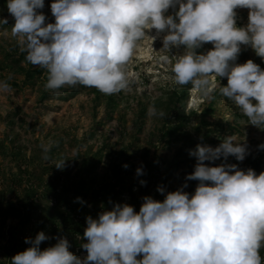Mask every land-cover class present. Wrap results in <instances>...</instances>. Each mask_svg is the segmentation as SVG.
I'll use <instances>...</instances> for the list:
<instances>
[{"label":"clouds","instance_id":"9594fccd","mask_svg":"<svg viewBox=\"0 0 264 264\" xmlns=\"http://www.w3.org/2000/svg\"><path fill=\"white\" fill-rule=\"evenodd\" d=\"M6 6L26 61L47 70L48 89L79 84L109 95L125 90L132 82L127 65L140 43L165 33L162 48L168 53L183 46L171 63L176 84L190 83L205 97L219 86L250 124L264 126V69L251 59L236 62L241 45L264 58V0H52L55 22H46L38 11L44 0H6ZM169 8L174 14H167ZM241 8L249 10L244 26L237 24ZM0 23L6 25L8 18ZM153 29L156 35H148ZM206 43L213 47L198 52ZM9 90L0 81V93ZM248 154L232 136L216 147L197 144L190 150L194 170L186 176L198 181L193 192L185 191L187 182L174 191L158 186L164 199L146 195L139 211L113 203L96 218L86 216L83 259L69 251L63 236L41 249L50 237L40 231L25 238L30 247L11 264H264V171L227 162L229 156L243 161ZM217 160L221 163L214 165ZM65 161L55 166L62 168Z\"/></svg>","mask_w":264,"mask_h":264},{"label":"rangeland","instance_id":"374dc122","mask_svg":"<svg viewBox=\"0 0 264 264\" xmlns=\"http://www.w3.org/2000/svg\"><path fill=\"white\" fill-rule=\"evenodd\" d=\"M51 2L44 0V8L38 10L46 22H55ZM236 11L238 26L246 25L249 10ZM167 14H174V9ZM3 17L8 23H0V81L10 90L0 93V264H11L9 256L21 251L26 237L34 238L40 231L50 237L41 242V249L57 242L52 239L53 226L61 225L66 207L70 218L80 221L89 215L96 218L113 203L133 206L132 195L163 200L158 186L174 191L187 182L185 191L193 192L198 181H186V176L194 170L196 158L179 155L181 149L194 150L197 144L216 147L232 136L234 142L246 145L249 154L243 161L229 156L227 162L257 174L264 171V149L258 147L264 144V126L250 124L241 109L220 94L219 86L205 97L190 83L176 84L171 63L183 46L168 53L162 48L165 33L153 43L150 39L140 43L127 65L132 78L127 89L111 95L79 84L51 90L46 87L47 70L26 61L18 37L12 34L14 18L6 0H0ZM148 35H156V30ZM212 47L206 43L197 51ZM249 59L264 69V58L241 45L236 62ZM35 70L42 72L33 74ZM218 80L227 84L224 77ZM172 90L185 96L178 108L170 101ZM178 112L185 118L180 129H176ZM170 128L176 130L171 141ZM63 160L62 168L55 166ZM137 168L143 169L142 175H137ZM141 180L146 183L141 185ZM79 189L80 196H86L83 204L75 200ZM66 194L71 197L62 202ZM62 234L69 251L85 258L87 251L81 245L87 238ZM260 254L264 258V247Z\"/></svg>","mask_w":264,"mask_h":264},{"label":"trees","instance_id":"16d2710c","mask_svg":"<svg viewBox=\"0 0 264 264\" xmlns=\"http://www.w3.org/2000/svg\"><path fill=\"white\" fill-rule=\"evenodd\" d=\"M41 72H42V70H35L33 74H41ZM184 99H185L184 94H180L177 91L172 90V92H171V100L170 101L171 102L175 101V102H173L174 108H178V106L181 105V103L184 102L183 101ZM175 118L179 122V124H178L179 128H176V129H180L181 127L179 125L181 124L182 121H184L185 118H183V116H181L179 112L175 114ZM174 131H176V130H172V128H170L168 130V132H167V135H168L167 139L168 140H170V141L172 140L171 137L174 134ZM189 147H191V145ZM179 155H181V156H187L188 155L189 156L190 155V151L188 149H186V150L181 149L179 151ZM82 193L83 192H81V190H80L79 193H77L75 195H76V197H80V198L82 197V200L85 202L86 201V196H80ZM132 196H133L132 199L134 201L133 207H134V209L136 211H139L140 205L142 204L143 201L140 198L136 199L134 197V195H132ZM69 197H71V196L69 194H66V196L62 199V202L67 201L69 199ZM75 200H77V199L75 198ZM65 206H67V205H65ZM69 214H70V212L67 211V207H66V209L64 208V212L61 214V220H62L61 221V225L53 226V229H54V232L52 234V239L53 240H55V238L58 237V235L62 236L63 235L62 232H66V234L70 235L72 238H74L77 234L78 235H83L84 234L83 233L84 229H86V227H85L86 217H84L83 219L81 218L82 220H80V221H74V220H72L70 218L71 215H69ZM86 215H88L87 212H86ZM55 243L56 242H54L52 245H54ZM27 245H28V243H26V242L23 243L20 246L21 251H19V252L24 251L27 248ZM12 257H13V255L9 256L10 260H11Z\"/></svg>","mask_w":264,"mask_h":264}]
</instances>
